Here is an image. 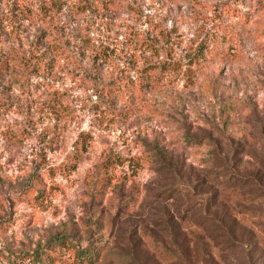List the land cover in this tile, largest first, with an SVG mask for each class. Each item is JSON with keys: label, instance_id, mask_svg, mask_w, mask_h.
Segmentation results:
<instances>
[{"label": "rangeland", "instance_id": "obj_1", "mask_svg": "<svg viewBox=\"0 0 264 264\" xmlns=\"http://www.w3.org/2000/svg\"><path fill=\"white\" fill-rule=\"evenodd\" d=\"M234 171L264 187V0H0V264H264Z\"/></svg>", "mask_w": 264, "mask_h": 264}, {"label": "trees", "instance_id": "obj_2", "mask_svg": "<svg viewBox=\"0 0 264 264\" xmlns=\"http://www.w3.org/2000/svg\"><path fill=\"white\" fill-rule=\"evenodd\" d=\"M192 78V77H189ZM86 143V141L83 139L82 140V147L84 148V144ZM111 156L108 155L104 161V164L107 165V163H112ZM76 166H72V168H75ZM234 176H235V180L233 181V184H236V186L233 185V187L235 188L234 190L237 191L240 188H244L246 187H250V189L252 190L251 192H253L255 195H257V197L259 199L263 198L264 199V187L261 186L260 181L257 180V178H255L254 176H244L241 175L240 173L234 171ZM241 184V185H239ZM243 185V186H242ZM242 186V187H241ZM56 242H59L60 244L65 243L67 246H69L70 250H71V254L73 256V260L76 264H95L101 254V249L98 248H93L91 246H87V247H80L78 245H76L75 243H73L71 240H68V238H66L65 235H57L55 237V239H52V242H50L48 244V250L50 249V247L52 245H55ZM50 259L52 262H55V257L52 255H49ZM68 263L67 260H60L59 264H66Z\"/></svg>", "mask_w": 264, "mask_h": 264}]
</instances>
